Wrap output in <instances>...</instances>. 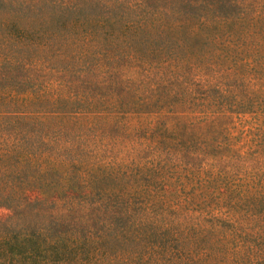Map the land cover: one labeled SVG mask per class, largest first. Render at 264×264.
I'll use <instances>...</instances> for the list:
<instances>
[{
	"label": "trees",
	"instance_id": "16d2710c",
	"mask_svg": "<svg viewBox=\"0 0 264 264\" xmlns=\"http://www.w3.org/2000/svg\"><path fill=\"white\" fill-rule=\"evenodd\" d=\"M0 264H264V0H0Z\"/></svg>",
	"mask_w": 264,
	"mask_h": 264
},
{
	"label": "rangeland",
	"instance_id": "374dc122",
	"mask_svg": "<svg viewBox=\"0 0 264 264\" xmlns=\"http://www.w3.org/2000/svg\"><path fill=\"white\" fill-rule=\"evenodd\" d=\"M9 214H10V210L7 207L0 204V219L7 217Z\"/></svg>",
	"mask_w": 264,
	"mask_h": 264
}]
</instances>
